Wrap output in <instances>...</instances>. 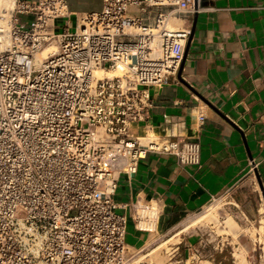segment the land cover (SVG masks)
Segmentation results:
<instances>
[{
  "label": "built area",
  "instance_id": "2783aa9c",
  "mask_svg": "<svg viewBox=\"0 0 264 264\" xmlns=\"http://www.w3.org/2000/svg\"><path fill=\"white\" fill-rule=\"evenodd\" d=\"M200 8L102 0L72 13L67 0H0V264H130L129 219L155 233L158 201L115 195L149 152L201 162L200 141L182 131L132 132L149 118L151 88L177 80Z\"/></svg>",
  "mask_w": 264,
  "mask_h": 264
},
{
  "label": "crops",
  "instance_id": "0c3cea01",
  "mask_svg": "<svg viewBox=\"0 0 264 264\" xmlns=\"http://www.w3.org/2000/svg\"><path fill=\"white\" fill-rule=\"evenodd\" d=\"M67 1L72 13L102 7V0ZM199 1L181 77L151 88L149 118L132 132L182 131L200 141L201 162L182 165L174 155L149 152L136 174L121 176L115 195L120 205L137 196L158 201L157 235L225 194L249 221L264 218V0ZM193 23L194 16L185 25ZM131 222L127 242L150 235ZM262 252L250 262L264 264V246ZM222 257L215 263L224 264Z\"/></svg>",
  "mask_w": 264,
  "mask_h": 264
},
{
  "label": "rangeland",
  "instance_id": "374dc122",
  "mask_svg": "<svg viewBox=\"0 0 264 264\" xmlns=\"http://www.w3.org/2000/svg\"><path fill=\"white\" fill-rule=\"evenodd\" d=\"M71 21L74 23L73 19ZM62 24L63 21L58 20L57 25ZM209 211L211 212L210 219H205L178 233L186 226L188 218L208 214ZM229 219L233 220L232 226L229 225ZM128 231L130 233L132 231L130 219ZM182 236L184 240L181 239ZM223 241L224 245L221 244ZM128 245L131 256L130 264H217L215 260L220 255L223 256L224 264H237V255L242 251L247 264H259L251 263L250 257L255 259L259 257V253H263L264 218L255 222L249 221L233 203L232 195L225 194L212 200L195 214L185 216L172 231L162 235L152 233L143 240L133 242L128 240ZM155 248H160L156 250V253H159L162 259L156 260L153 255L145 257ZM196 252L199 253V258L193 257ZM139 259L141 261H138Z\"/></svg>",
  "mask_w": 264,
  "mask_h": 264
},
{
  "label": "bare ground",
  "instance_id": "6f19581e",
  "mask_svg": "<svg viewBox=\"0 0 264 264\" xmlns=\"http://www.w3.org/2000/svg\"><path fill=\"white\" fill-rule=\"evenodd\" d=\"M57 51V48L55 47V46H49V47H46L42 52H41V57H44V56H46L47 54H49V53H55ZM101 71H98L97 72V74H100L101 75ZM116 73L115 72H110L109 73V76H113V75H115ZM213 208V207H212ZM211 209V208H210ZM219 210V209H218ZM210 211H212V209L210 210ZM209 211V213L207 214H203V215H197V216H195V217H190V218H188L187 220H186V226L182 229V230H185V229H187L188 227H190V226H193V225H195V224H197V223H199V222H202L203 220H205V219H210V214H211V212ZM212 217V216H211ZM229 222H230V224H229ZM229 222H228V224L229 225H233L234 223H233V220H231V219H229ZM233 223V224H232ZM234 228H235V225H234ZM234 228H232V229H234ZM182 230H180V231H178V233L179 232H181ZM167 242V241H166ZM160 249V248H159ZM158 248H155V249H153L152 251H150L149 253H147L146 255H145V257L146 256H149V255H153V258L154 259H156V260H159V259H162L161 258V256L159 255V253H156V250L158 251L159 250ZM240 251V250H239ZM241 253H242V255H241ZM239 255H237V264H247L245 261H244V258H245V254H244V252L242 251V252H240V253H238ZM243 256V257H242ZM138 261H141L140 259L138 260ZM137 261V262H138ZM158 262H161V261H158ZM160 264V263H159Z\"/></svg>",
  "mask_w": 264,
  "mask_h": 264
},
{
  "label": "water",
  "instance_id": "95a60500",
  "mask_svg": "<svg viewBox=\"0 0 264 264\" xmlns=\"http://www.w3.org/2000/svg\"><path fill=\"white\" fill-rule=\"evenodd\" d=\"M196 20H197V13L194 15V23H193V26H192V28H191L190 36H189L188 43H187L186 50H185V54H184V59H183V62H182V66H181L180 71H179V73H178V76H179V77H181V70H182V68H183L184 60H185V58H186V56H187V52H188V49H189V42H190V40H191V38H192L193 31H194V29H195ZM261 185H262V184H261Z\"/></svg>",
  "mask_w": 264,
  "mask_h": 264
}]
</instances>
